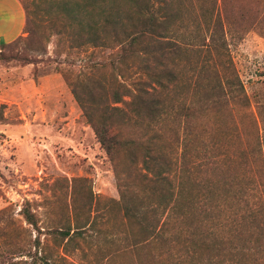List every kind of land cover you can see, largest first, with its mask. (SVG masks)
Segmentation results:
<instances>
[{"label": "trees", "instance_id": "1", "mask_svg": "<svg viewBox=\"0 0 264 264\" xmlns=\"http://www.w3.org/2000/svg\"><path fill=\"white\" fill-rule=\"evenodd\" d=\"M20 1L33 26L34 0ZM196 2L186 22V0H58L54 19L71 38L115 48L106 66L139 62L110 103L72 86L114 165L122 218L110 230L74 217L48 229L49 243L28 203L27 227L1 210L0 264H79L71 254L86 260L94 246L100 256L86 264H264V124L250 142L229 120L231 104L249 97L231 58L227 0Z\"/></svg>", "mask_w": 264, "mask_h": 264}, {"label": "rangeland", "instance_id": "2", "mask_svg": "<svg viewBox=\"0 0 264 264\" xmlns=\"http://www.w3.org/2000/svg\"><path fill=\"white\" fill-rule=\"evenodd\" d=\"M13 1L22 6L20 0H0V32ZM34 2L33 26L23 8L21 30L11 38L0 36V211L7 209L18 225L27 227L21 210L28 203L46 229L42 238L47 235L53 243L48 229L67 227L74 217L94 219L110 230L122 218L114 165L73 92V82L82 98L92 90L102 105L111 102L115 88L133 84L141 69L133 60L120 68L106 66L115 48H96L71 38L73 29L62 26L65 20L54 19L58 0ZM186 3L189 12L184 16L192 22L198 4ZM224 15L231 28V58L249 97L248 106L231 104L228 118L252 142L264 124V0H227ZM121 105L131 109L126 102ZM140 168L135 165V175ZM5 230L11 232L12 227ZM94 247L86 260L76 252L71 259L79 264L95 260L100 252Z\"/></svg>", "mask_w": 264, "mask_h": 264}, {"label": "crops", "instance_id": "3", "mask_svg": "<svg viewBox=\"0 0 264 264\" xmlns=\"http://www.w3.org/2000/svg\"><path fill=\"white\" fill-rule=\"evenodd\" d=\"M9 4V6H11L8 7L11 8V10L7 13V18L9 20L6 24V28L0 32V36H4L3 34H5L6 38L13 37L21 30L25 18L24 12L22 10L23 7L19 2L13 1ZM2 16H4V14Z\"/></svg>", "mask_w": 264, "mask_h": 264}]
</instances>
